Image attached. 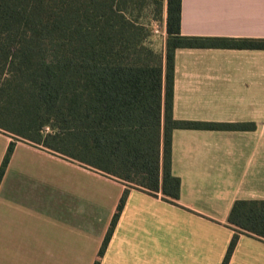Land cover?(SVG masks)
I'll use <instances>...</instances> for the list:
<instances>
[{"label":"crops","instance_id":"0c3cea01","mask_svg":"<svg viewBox=\"0 0 264 264\" xmlns=\"http://www.w3.org/2000/svg\"><path fill=\"white\" fill-rule=\"evenodd\" d=\"M167 8L164 0L157 17L143 0V26L159 25L167 35ZM181 34L264 39V0H182ZM173 115L256 128L175 129L177 205L130 189L100 264H222L235 234L234 203L264 200V50L177 49ZM0 137L3 161L12 138ZM31 155L50 164L36 166ZM126 188L18 142L0 184V264H94ZM229 264H264V240L240 235Z\"/></svg>","mask_w":264,"mask_h":264},{"label":"trees","instance_id":"16d2710c","mask_svg":"<svg viewBox=\"0 0 264 264\" xmlns=\"http://www.w3.org/2000/svg\"><path fill=\"white\" fill-rule=\"evenodd\" d=\"M157 17L164 0H151ZM163 52L147 42L143 0H0V133L12 138L0 184L16 147L30 143L127 185L107 231L100 264L130 189L177 205L172 173L175 129L250 131L251 123L177 120V49H257L264 39L184 36L182 0H167ZM240 235L264 240V200H237L229 215Z\"/></svg>","mask_w":264,"mask_h":264},{"label":"rangeland","instance_id":"374dc122","mask_svg":"<svg viewBox=\"0 0 264 264\" xmlns=\"http://www.w3.org/2000/svg\"><path fill=\"white\" fill-rule=\"evenodd\" d=\"M156 31H158V32H156ZM166 38H167V35L165 34L163 28L161 26L157 25L156 27H154V29H150V34H149V36L147 38V42L157 52H163L164 51V48H165ZM18 142H21V141H16V145H17ZM2 148H3V141H2V138L0 137V156H3V152L1 151ZM5 152H6V150L4 151V154H5ZM29 158H32L33 159V164H35L36 166H37V164L39 162L49 163L50 164V161H47V160L44 161L43 159H40L38 157L35 158L34 155H31ZM1 161H0V165L2 163ZM27 163H30V161H28ZM60 164L61 165H64V163L63 164L60 163ZM22 165L20 167H22ZM39 166H43V165H38V167ZM27 167H29V166H27ZM58 167H60V169L66 168V166H58ZM68 168H70V167H68Z\"/></svg>","mask_w":264,"mask_h":264},{"label":"built area","instance_id":"2783aa9c","mask_svg":"<svg viewBox=\"0 0 264 264\" xmlns=\"http://www.w3.org/2000/svg\"><path fill=\"white\" fill-rule=\"evenodd\" d=\"M156 32H158V31H156Z\"/></svg>","mask_w":264,"mask_h":264}]
</instances>
